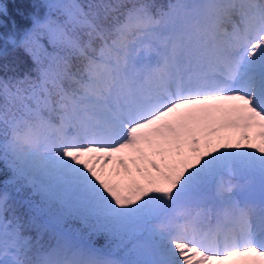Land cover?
Instances as JSON below:
<instances>
[{
    "label": "snow or ice",
    "instance_id": "1",
    "mask_svg": "<svg viewBox=\"0 0 264 264\" xmlns=\"http://www.w3.org/2000/svg\"><path fill=\"white\" fill-rule=\"evenodd\" d=\"M43 7L0 78V264H264V0Z\"/></svg>",
    "mask_w": 264,
    "mask_h": 264
},
{
    "label": "trees",
    "instance_id": "2",
    "mask_svg": "<svg viewBox=\"0 0 264 264\" xmlns=\"http://www.w3.org/2000/svg\"><path fill=\"white\" fill-rule=\"evenodd\" d=\"M6 5H7V9L8 12H3L2 15H0V20L1 17H5V22L4 23V30H8L10 25L12 23H14V26L16 28H20V32H24L27 28H29L30 23H31V18H27V12H25L26 14L21 15L18 14V10H22V8H20L19 6L21 5V2L23 3V5H25V0H20V2H17L18 0H2ZM27 1V0H26ZM168 0H154V3L157 4L160 7H164L165 5L164 3H166ZM1 2V1H0ZM82 2H86V0H82ZM4 9V8H3ZM28 10V8H26ZM23 11V10H22ZM10 48V47H9ZM6 49V53H5V58H0V61L3 62V60L6 61V63H2L3 66L0 69H10L8 70L9 73L8 74H13L15 77H23L26 73L35 76V71L34 69L36 68V64L33 62L32 58L27 55L23 49L20 48H16L17 51L14 54V51L12 53V50L10 49ZM1 57V55H0ZM1 64V63H0ZM6 66V68H5ZM3 182V181H2ZM0 181V183H2ZM10 190V189H9ZM11 191V190H10ZM14 193H11L10 195H13ZM210 195L214 198L215 197V193L214 191L212 193H210ZM256 197L255 194H252L251 197L249 196V198H254ZM248 198V199H249ZM34 231V230H32ZM31 232V231H29ZM29 232H27L26 234H28ZM48 235V234H46ZM107 236L105 235H100V236H96L93 237V243L94 246L98 247V248H108L111 247L112 245H109L104 241V238H106ZM54 241L49 242V245H54ZM106 244H108V246H106ZM51 247V246H48ZM118 254H125L126 251H128V247L127 249H119ZM114 255L117 256L116 253H114Z\"/></svg>",
    "mask_w": 264,
    "mask_h": 264
},
{
    "label": "rangeland",
    "instance_id": "3",
    "mask_svg": "<svg viewBox=\"0 0 264 264\" xmlns=\"http://www.w3.org/2000/svg\"><path fill=\"white\" fill-rule=\"evenodd\" d=\"M0 6H3L5 12H8V9H7V5L2 1L0 0ZM23 1V0H22ZM17 2H20V0H18ZM45 0H25V5H23V3L21 2V5L19 6L20 8H22V10H18V14H21V15H24L26 14L25 12H27V18H31L32 14H38L40 15L41 17H43L46 13V9L43 7V4H44ZM28 8V10L26 9ZM25 16V15H24ZM2 23H0V55L1 57L0 58H5V53H6V49H9L12 50V53L14 51V54L15 52L17 51V49L13 46V44L11 43V41L13 39H16V40H19L21 38V36L23 35V32H20V28H16L14 26V23H12L9 27L8 30H4V23L5 22V17H1V20ZM31 26V23L30 25ZM4 63H6L5 60H3ZM2 61H0V68H2L3 66V63ZM6 68V66H5ZM10 69H0V78H8V77H15L13 74H8ZM0 169H3L2 173H0V181H4V179H6L10 173L7 171L6 168H3L2 165H0ZM238 184H241V185H248L247 187H245L243 190H251L252 187L255 188L256 186H259L260 185V182H259V178L257 179H249V180H246L245 182L243 183H238ZM6 190V186L4 185V183H0V195H3V193L5 192ZM243 190H241L240 188H234L233 189V193L237 194V192H242ZM9 191V194H11V191L8 189ZM255 191H259V189H255ZM232 194V193H231ZM234 195V194H233ZM245 195V194H244ZM242 195V196H244ZM37 235V233H36ZM34 238V237H33ZM44 241L45 243H49L51 241H53L49 235H44ZM103 242H106L108 243L109 245H112L114 242L110 241L109 237H106L104 238V241ZM108 244H106V246H108ZM109 247V246H108ZM128 247V250L131 249L132 247V244L129 243L127 245ZM125 255L124 254H121V258H123ZM128 256L129 258H131L132 256V253L129 251L128 252Z\"/></svg>",
    "mask_w": 264,
    "mask_h": 264
}]
</instances>
